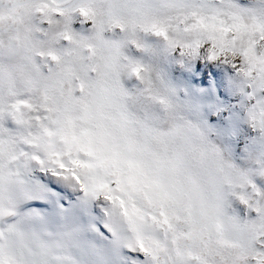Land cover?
Returning <instances> with one entry per match:
<instances>
[{
    "label": "snow or ice",
    "instance_id": "snow-or-ice-1",
    "mask_svg": "<svg viewBox=\"0 0 264 264\" xmlns=\"http://www.w3.org/2000/svg\"><path fill=\"white\" fill-rule=\"evenodd\" d=\"M117 30L120 40L105 35ZM136 31L247 79L256 169H239L192 123L130 111L120 49ZM20 143L106 203L104 227L135 264H264V0H0V221L21 195ZM54 250L23 222L0 226V264H55Z\"/></svg>",
    "mask_w": 264,
    "mask_h": 264
},
{
    "label": "rangeland",
    "instance_id": "rangeland-1",
    "mask_svg": "<svg viewBox=\"0 0 264 264\" xmlns=\"http://www.w3.org/2000/svg\"><path fill=\"white\" fill-rule=\"evenodd\" d=\"M73 27L87 34V25L76 21ZM105 35L113 40L122 37L119 30ZM120 51L126 66L121 85L133 114L152 121L161 112L143 94V84L132 71L133 66L147 64L156 83L174 102L178 122L194 124L242 171L257 168L261 150L248 115L250 88L237 68L222 58L211 59L205 51L193 54L143 31L125 41ZM4 126L22 134L10 120ZM17 153L11 171L21 195L7 205L14 215L5 217L0 226L23 222L37 239L55 246V264H135L127 249L114 245L112 234L104 227L107 205L102 199L86 197L70 179L53 174L38 162L29 145L20 143ZM256 183L264 186L259 178Z\"/></svg>",
    "mask_w": 264,
    "mask_h": 264
},
{
    "label": "clouds",
    "instance_id": "clouds-1",
    "mask_svg": "<svg viewBox=\"0 0 264 264\" xmlns=\"http://www.w3.org/2000/svg\"><path fill=\"white\" fill-rule=\"evenodd\" d=\"M136 34L137 31L133 34V37H135ZM140 67L142 71L141 82L143 84V94H146L147 97H149L153 103L159 105L161 112L158 118L165 122L175 121L176 109L174 102L168 97L164 89L156 83L153 73L149 69L148 65L145 64L144 66H140ZM125 70H126V66L122 69L121 73L124 72ZM225 158L228 159L226 156Z\"/></svg>",
    "mask_w": 264,
    "mask_h": 264
}]
</instances>
